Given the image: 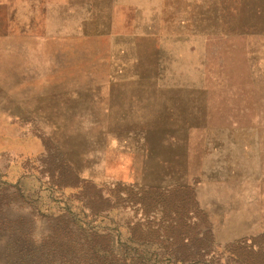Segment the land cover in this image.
I'll list each match as a JSON object with an SVG mask.
<instances>
[{
	"label": "rangeland",
	"instance_id": "1",
	"mask_svg": "<svg viewBox=\"0 0 264 264\" xmlns=\"http://www.w3.org/2000/svg\"><path fill=\"white\" fill-rule=\"evenodd\" d=\"M44 146L97 185L194 186L222 244L263 233L264 0H0V166Z\"/></svg>",
	"mask_w": 264,
	"mask_h": 264
},
{
	"label": "trees",
	"instance_id": "2",
	"mask_svg": "<svg viewBox=\"0 0 264 264\" xmlns=\"http://www.w3.org/2000/svg\"><path fill=\"white\" fill-rule=\"evenodd\" d=\"M55 153L0 166V239L13 237L16 264H264V232L218 242L194 186L97 185Z\"/></svg>",
	"mask_w": 264,
	"mask_h": 264
}]
</instances>
